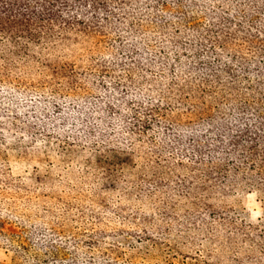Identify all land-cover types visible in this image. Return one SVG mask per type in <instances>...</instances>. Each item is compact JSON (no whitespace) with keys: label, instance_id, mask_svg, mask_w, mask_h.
I'll use <instances>...</instances> for the list:
<instances>
[{"label":"rangeland","instance_id":"rangeland-1","mask_svg":"<svg viewBox=\"0 0 264 264\" xmlns=\"http://www.w3.org/2000/svg\"><path fill=\"white\" fill-rule=\"evenodd\" d=\"M195 20L208 26L205 18ZM169 26L179 37L188 29ZM144 27L153 41L142 48L171 47L159 35L166 46L159 49L153 25ZM186 34L182 41L195 40ZM99 48L79 39L43 50L44 60L76 71L74 80H54L41 61L30 60L39 49L16 58L13 46L0 42V264H264L261 181L230 173L224 183L209 158L196 155L194 141L204 153L213 147L200 109H192L199 103L187 97L185 104L175 91H187L189 74L181 67L174 78L166 63L143 61L148 72L141 77ZM91 60L109 67L105 80L90 75ZM206 98L201 106L228 116L226 128L238 123L226 103L236 95ZM141 103L163 117L144 136L131 135ZM168 118L181 130L166 131Z\"/></svg>","mask_w":264,"mask_h":264},{"label":"trees","instance_id":"trees-1","mask_svg":"<svg viewBox=\"0 0 264 264\" xmlns=\"http://www.w3.org/2000/svg\"><path fill=\"white\" fill-rule=\"evenodd\" d=\"M196 16L207 19L208 26L199 27ZM143 22L155 28L158 36L153 33L154 41L159 49L166 47L159 35L167 36L171 47L162 49L163 52L142 48L141 43L153 41L147 37ZM169 25L188 29L179 37V33L169 31ZM186 33L195 40L182 41ZM79 39L90 41L92 51L96 52L100 51V45H105L109 53L115 52V65L122 70H140L141 77L148 72L143 61L150 66L166 63L174 78L183 67L190 76L185 84L187 91L183 88L175 91L183 103L189 104V99L199 103L200 106L192 109H200V127L213 147L204 153L203 146L194 141L196 155L209 158L224 183L230 173L234 179L239 175L242 179L255 176L261 181L257 187L264 191L261 179L264 176V0H0V42L13 46L11 56L16 58L28 56L30 48L39 49L41 57L30 60L41 61V67L54 80L63 77L74 80L76 71L68 63L44 60L48 54L42 51L53 53L57 47L78 44ZM245 50H250L248 56H242ZM168 52L175 66L169 63ZM91 64L90 75L105 80L109 67L95 60ZM2 70L8 71V65ZM243 91H249V98L242 96ZM229 94L238 98L226 101L238 123L226 128L228 116L211 115L203 106L208 104L206 97L218 96L222 100ZM142 105L141 120L136 118L131 135L144 136L163 117L157 110ZM164 121L168 125L166 131L173 126L181 130L178 120ZM102 162L109 165L107 157ZM224 183L223 186H228Z\"/></svg>","mask_w":264,"mask_h":264}]
</instances>
